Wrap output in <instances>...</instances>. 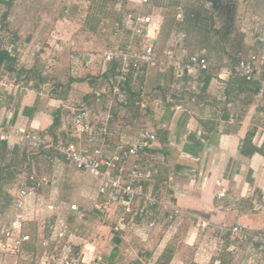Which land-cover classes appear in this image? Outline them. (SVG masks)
Returning <instances> with one entry per match:
<instances>
[{
  "label": "crops",
  "instance_id": "crops-1",
  "mask_svg": "<svg viewBox=\"0 0 264 264\" xmlns=\"http://www.w3.org/2000/svg\"><path fill=\"white\" fill-rule=\"evenodd\" d=\"M183 1L185 0H173L171 4H177L175 9L178 10V14L183 15L184 19ZM187 1L195 2L196 0ZM68 2L70 7L63 9L60 15L61 0H0V25L13 37L15 56L14 70L5 72L16 75L18 81V86L8 92L7 102L3 104L4 106H0V125L9 132L18 128L30 129L37 133L47 131L53 124L54 115L60 112L59 115H61L64 107L87 99L88 94L84 93L86 90L74 89V86L83 85V82L88 81L84 79L85 77L81 78L80 74L71 75L73 66L85 64L89 66L95 60L99 61L102 55L95 56L88 53L97 45L91 38L97 33L104 39L101 50L104 52L111 44V36L100 35L102 22L111 19L112 13L116 12L117 8L121 11L134 9V7L131 8L128 0L122 2L120 0H68ZM150 5L151 1L147 7L149 8ZM167 5L168 0H155L152 9L145 11L152 14L161 25L157 13ZM48 7L50 11L47 10ZM204 9L206 19L204 18L198 24V32L210 29L218 32L221 29L226 31L224 35L218 36L219 38L206 37L207 39L201 35L200 40L195 43L196 39H192L190 32L189 35L185 32L186 30L176 29L162 49L169 46L182 47L183 50L192 54L188 48L194 45L200 49L197 54L212 61L216 65L215 69L212 72L195 71L179 82L174 81L170 74L161 72H153L151 80L149 79L158 100L162 99L163 103L167 98L174 100L165 110L154 109L151 112V125L158 134V141L160 137L163 138L166 135V142H162L165 144L164 148L159 141L160 148L156 150L158 162L163 165V171L159 173L160 181L167 182V178L171 177L173 181L169 184L172 188L170 199L182 209L202 214L209 224L219 226L242 223L250 229H262L264 228V155L254 153L251 157H246L240 153L242 143L251 131L254 132L252 146L264 153V121L262 117L260 118L262 99L249 90L256 88V83H251L248 90L240 91V87H243L241 79L230 74L234 64V54L252 46L249 36H254L257 31L255 15L262 13V6L257 4L256 0H218L215 7L207 3ZM77 17L83 18V24L82 32L78 33L77 41H75L76 35L71 31L70 35L65 34L68 29L65 31L60 25L62 19L72 21ZM108 17L110 18L107 19ZM183 19L180 21L176 17L181 24ZM59 30L64 33L65 44L59 41L55 43L49 39L52 33ZM81 34H87V39L81 40ZM125 35L116 36L115 44H123ZM69 36L73 38L68 39ZM155 45L158 47V39ZM60 48H64L63 52ZM210 49L217 51V59L212 55H206L205 51ZM51 53L53 55L49 56ZM64 53H69L67 83L70 91L67 93L62 92L58 75H48L49 73L43 72L46 64L52 65L50 63L52 59L49 57L54 56V61H57ZM86 57L88 61L85 60ZM205 77H210V82L206 91L203 92L201 87ZM174 103H181L183 110H174ZM9 140L11 143L15 142L12 137ZM5 144L6 142L0 143V176L2 178H0V190H5L13 196L16 194V190L12 189L13 184L18 180L19 170H21L16 162H21V159H11L12 155L7 152L9 150H3ZM88 182L94 194L97 185L91 179H88ZM162 185L160 184L157 188L162 190L165 188ZM222 190L227 192L229 206L227 209L219 210L215 208L214 199L215 194ZM93 203L92 199L90 209L92 217L100 216L93 210ZM10 204L6 209H10ZM49 206L54 207V215L61 217L57 205ZM73 214L74 212L69 208L70 217ZM83 215L81 219L86 220V215ZM97 220L102 229H108L105 241L100 240L103 251L101 253L102 246L94 240L89 244L92 248L91 252L79 253L82 258L80 264H118L121 257L116 256L117 250L125 254L126 262L130 260L129 264H142L135 259H128L126 236H119L110 231L101 216ZM185 225L190 229L193 227L184 224L177 226L175 231H179ZM30 226H33L31 234L35 242L37 241L35 236L39 234V230L35 224ZM190 229L189 233L193 238L196 233L192 229L190 232ZM174 232H167L165 236L154 239L160 245L162 242H168L165 243L167 244L164 245L165 247H162L160 254L162 259H158L157 263L172 264L174 260L180 262L179 255H176L177 252L171 248L174 246L170 243L175 238V236L172 237ZM43 236L48 239L46 230ZM115 236L120 239L118 245L112 242ZM164 237L168 240H164ZM210 239L212 248L207 242L208 235L204 234L202 241L204 247L192 254V261L189 264H225V255L231 258L230 263L227 264H235V261L236 264H248L249 255L246 252L232 255L228 251L229 244L224 243L220 246L213 237ZM34 248L35 246L28 245L23 253L30 256L34 253ZM130 252L133 253L132 250Z\"/></svg>",
  "mask_w": 264,
  "mask_h": 264
},
{
  "label": "built area",
  "instance_id": "built-area-1",
  "mask_svg": "<svg viewBox=\"0 0 264 264\" xmlns=\"http://www.w3.org/2000/svg\"><path fill=\"white\" fill-rule=\"evenodd\" d=\"M128 1L136 7L126 11L118 8L111 19L102 22L100 35L111 36V44L102 54L103 68L94 77L98 79L91 83L94 88L88 98L64 107L54 134L56 138L25 128L9 132L0 125V143L6 142L9 151L16 147L28 156L42 152V159L52 174L66 165L94 181L97 186L93 210L119 236L135 230L142 239H147L154 232L166 229V234L172 233L177 226L188 224L201 228L203 234L211 233L220 246L229 244L232 255L246 252L248 264H264V228L254 230L242 223L209 224L202 214L182 209L170 199L171 177L167 182L160 181L163 165L156 155L160 144L151 125V112L165 110L174 100L167 98L163 103L156 98V91L149 84L151 74H170L179 82L195 71L212 72L216 65L183 49L159 52L155 42L160 22L145 11L151 0ZM256 3L262 6L257 19L256 46L234 54L231 72L248 83L260 85L258 97L261 99L264 94V0ZM177 19L181 21L183 15L178 14ZM119 35H125V41L116 45L115 37ZM0 50L14 56L13 37L1 25ZM75 67V71L79 69ZM17 82L16 75L0 70V106L7 102V94L18 86ZM173 109L182 111V104L174 103ZM10 137L15 142L11 143ZM17 181L10 204L11 215L2 220L0 211L1 253L21 254L26 246H36L32 235L25 231L24 210L27 200L50 184L47 176L38 175L32 166L31 170L21 172ZM160 184L165 188H157ZM214 204L219 210L228 208L225 190L215 194ZM47 210L51 212L45 223L49 238L42 239L43 247L58 242L66 229L53 214L54 207L47 206ZM70 210L75 212L76 205H71ZM80 260V254H74L70 246H63L50 257L49 263L79 264Z\"/></svg>",
  "mask_w": 264,
  "mask_h": 264
},
{
  "label": "rangeland",
  "instance_id": "rangeland-1",
  "mask_svg": "<svg viewBox=\"0 0 264 264\" xmlns=\"http://www.w3.org/2000/svg\"><path fill=\"white\" fill-rule=\"evenodd\" d=\"M7 1V0H5ZM123 0H120L122 2ZM173 0H168V5L166 8L158 11L157 16H159V20L161 21V32L158 38V46L160 48H164L167 45V41L171 38L172 32L169 31L170 23L173 21V26L175 27L178 24H181L176 20L178 10L171 8V3ZM119 2V1H118ZM155 0H151V5L148 8H145V10L152 9V6L154 5ZM131 5V8L136 7V5H133L131 2H128ZM59 13L62 15L63 9H67L70 7L68 0H61V3L59 4ZM197 4L195 2H189L187 0L182 2V9H191V7H197ZM118 9V8H117ZM116 9V10H117ZM48 11H50V7L47 8ZM65 14V13H64ZM108 17L107 19H109ZM82 24H83V18L77 17L73 18L72 21L69 19H62L61 25L62 28L67 32L65 34L70 35V31L75 34V41H77V35L78 33L82 32ZM6 31V30H5ZM192 39H196L198 37V30L195 28H191L190 30ZM7 32V31H6ZM77 32V33H76ZM8 33V32H7ZM9 34V33H8ZM93 36V35H92ZM191 37H189V40H191ZM250 40L252 41V46H256V39L255 36H249ZM73 37L69 36L68 39H72ZM83 38L87 39V34H81L80 39ZM49 39H52V41H59V43L65 44L66 39L64 37V33L62 30H59V32H54L50 35ZM59 39V40H58ZM94 40V43H96V47L94 50L88 52L91 55H102L103 52L101 50L103 49V38L99 37V35L96 33L95 36L91 38ZM64 41V42H63ZM53 49V48H52ZM64 50V48H62ZM217 51L211 52L212 57L215 59L218 58ZM53 55V53L49 54ZM69 57V53H64L61 56V59H58L57 61H54V56L49 57L51 60L52 65L47 66L43 69L44 73H49L48 75H58V78L60 79V85L62 92L70 91L69 84L67 83L69 75L67 73V60ZM102 56L98 60H95V62L92 65L87 66L82 65L79 66L78 70H74L75 65L73 66V69L71 70V75H77L80 74L81 78H84L86 76L89 77H96L99 75L100 70H102ZM54 62V63H53ZM56 62V63H55ZM51 66V67H50ZM51 73V74H50ZM45 75V74H44ZM77 84V83H76ZM83 85L78 84L77 86H74L75 90L82 91V89L86 90V94H90L92 89L94 88V85H89L88 82H83ZM63 85V87H62ZM71 93V92H70ZM69 93V94H70ZM68 94V95H69ZM261 104V103H260ZM32 171L36 172L38 175L47 176V179L49 181V185L45 186L42 191L35 196L30 197L27 200L26 207L24 210V215L26 218V229L29 234H31V230L33 229V226H30L32 224L36 225V228L39 230V234L35 236L36 246L35 251L33 254L27 257L25 259L23 257L24 253L21 254H11V253H1L0 252V264H52V262L49 263L50 257L54 255L60 248L63 246H70L74 252V254H79L80 252L88 251L91 252L90 243H93L94 240H97V243L99 246H102L100 243V240H104L107 237L108 229H102L100 226L101 224L98 223V218L100 216H94L92 217V212H90L91 209V203L92 199H94V194L92 191V187L88 182V179L84 177L81 174L75 173L71 168H69L66 165H63L60 167L59 171L54 172L53 174L49 171V169L46 167V164L44 163L42 158H37V160L32 161ZM16 180L13 184V188H17ZM4 199L2 196H0V208L1 203H3ZM49 205H57L59 207L58 212L63 217V219L59 216V221H62V224L66 228L64 232H62L63 236L58 240V242H54V244H49L48 247L42 246L41 237L44 235L45 231V223L47 221L48 215H50V211L47 210V206ZM71 205H76L77 210L74 212L72 217L69 215V208ZM1 218L2 220H6L11 215V210L9 208L2 209L1 208ZM83 212V213H82ZM84 214V215H83ZM81 215H86V220L81 219ZM111 230L108 223H106ZM164 228V227H163ZM190 227L185 225L180 228L179 231H175L173 236H175L174 239L171 240V248L174 249V251L177 252L176 255H179L180 262L178 263L177 260H174L172 264H189V262L192 261V254L199 250L201 247H204L202 244L203 236L204 234L201 232V228L193 226L191 227L192 231L196 233L193 238L191 237V233H189ZM190 229V232H191ZM166 233V229L163 231H157L154 232L150 237L147 239H142L139 234L132 230L129 232L126 237V248L129 250L127 253L128 259H135L139 263L142 264H156L158 259H162L160 254L162 252V247H165L164 245H167L165 243L168 242H162L160 245L157 240H154L156 237L160 238L164 236ZM32 235V234H31ZM161 235V236H160ZM196 236V237H195ZM195 237V238H194ZM44 238V236H43ZM157 238V239H158ZM164 240H168V238H163ZM162 239V240H163ZM105 241V240H104ZM209 246L212 248L211 243L212 240L208 238L207 240ZM169 243V244H170ZM124 244V242H123ZM122 244V245H123ZM121 245V247H122ZM202 245V246H201ZM160 246V247H159ZM86 248V250H84ZM120 249V248H119ZM208 249V248H207ZM101 253L103 251V246L100 249ZM132 250L133 253L130 251ZM209 251V250H208ZM213 251V250H211ZM215 253V251L213 252ZM130 254H133L130 256ZM124 253L117 250L116 256L121 257L118 264H129L128 260L126 262V259L124 257ZM87 258V257H85ZM84 258V259H85ZM89 258V256H88ZM81 261V260H80ZM164 261V260H161ZM224 261L226 263H230L231 258L227 255L224 256ZM82 262H79V264ZM158 262L157 264H159ZM171 264V263H170ZM236 264V261H235Z\"/></svg>",
  "mask_w": 264,
  "mask_h": 264
},
{
  "label": "trees",
  "instance_id": "trees-1",
  "mask_svg": "<svg viewBox=\"0 0 264 264\" xmlns=\"http://www.w3.org/2000/svg\"><path fill=\"white\" fill-rule=\"evenodd\" d=\"M195 3L197 4L196 5L197 7H191V9H186V8L184 9L185 15H184V19H183V22L181 25L178 24L177 26L172 27L174 25L173 24L174 19H173V21L170 23L169 31L173 32L174 30L179 29V30H186L185 32L189 33L190 31H188V30H190L191 28H195V27H197L196 29L198 30L199 29L198 24L202 20H204V18L206 19V16H205L206 10L204 9L205 5L207 3L208 4L210 3L211 7L212 6L215 7L216 4L218 3V0H196ZM176 7H177V4H175V3L171 4L172 9H175ZM259 15L260 14L255 15L256 20L259 19ZM222 29H224V28H222ZM202 33H204V34H202ZM217 33H218V35H217ZM224 33H226V31L221 30V29L218 32H216V30H214V29L206 30L204 32H198V37L196 38L195 43L198 42L202 36H204L205 38L210 37V36H217L218 37V36L224 35ZM189 35H190V33H189ZM171 36H173V35L171 34ZM254 36H256V33ZM156 49L162 53L164 51H173L175 49H182V47L173 48V47L169 46V48L162 49L158 46V47H156ZM188 49L190 52H192V54H197L200 51V49L196 48L194 45H191ZM213 51H215V50L210 49V50H206L205 52L207 53L206 55H211V52H213ZM14 57L15 56H13V57L9 56L5 50H0V70L3 72H5L6 70L7 71H13L14 70ZM230 74L235 76L232 72ZM235 77H237V76H235ZM237 78H239V77H237ZM84 79L87 80L89 83L90 82L92 83V82L96 81L98 78H94V77L91 78L89 76H86ZM239 79H241L242 84H243L242 85L243 87H240V91H243L245 89L248 90L251 83L245 82L244 79H242V78H239ZM150 80H151V77H150ZM209 82H210V77H205V79L203 80V87H201V89H203V92L206 91ZM150 85L152 86V84H150ZM249 90L251 92H253L254 94L258 95L260 92V85L256 84V88L249 89ZM198 97L200 98V96H198ZM261 99H262L261 100L262 102H261V106H260L261 108L260 109L262 110L261 111L262 116H260V118L262 117L263 121H264V94H263ZM60 113H57L56 115H54L53 124L47 131H40V133L42 135L47 134V135H51L53 138H56V137H54V134L56 133V130L60 124V115H59ZM62 114H63V112H62ZM253 136H254V132H252V131L249 132L246 135V137L242 143L240 153L246 157H251L254 153H260L261 155H264V153H262V151H259L258 149H256L255 147L252 146ZM159 141L161 142V144H163L162 142H166V135H164L163 138L160 137ZM162 146L164 148L165 144H163ZM4 149H5V151H7V144H5L3 150ZM7 152L12 155L11 159H14V158H18V159L20 158L21 159V162H16V165H18V167H20V169H21V170H19L20 173L25 171V170H31L32 161L37 160V158H42V155H43V153L40 152L37 155L28 156L25 153V151H22L16 147H14V149L12 151H7ZM0 178H1V176H0ZM0 196H2L4 199L3 203H1V208L6 209V207H8L12 201V196L10 194H8L5 190L3 191L2 189L0 190ZM1 208H0V211H2ZM211 237H212V234L208 233V238H211ZM45 238L46 237L44 236V239ZM49 244H54V243H49ZM28 256L29 255L27 253L23 255V257L25 259H27ZM224 263L227 264L226 262H224Z\"/></svg>",
  "mask_w": 264,
  "mask_h": 264
},
{
  "label": "water",
  "instance_id": "water-1",
  "mask_svg": "<svg viewBox=\"0 0 264 264\" xmlns=\"http://www.w3.org/2000/svg\"><path fill=\"white\" fill-rule=\"evenodd\" d=\"M85 60L88 61V57H86ZM112 242H113L114 244L118 245V244H120V239H119L117 236H115V237L113 238V241H112Z\"/></svg>",
  "mask_w": 264,
  "mask_h": 264
}]
</instances>
